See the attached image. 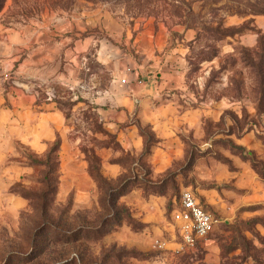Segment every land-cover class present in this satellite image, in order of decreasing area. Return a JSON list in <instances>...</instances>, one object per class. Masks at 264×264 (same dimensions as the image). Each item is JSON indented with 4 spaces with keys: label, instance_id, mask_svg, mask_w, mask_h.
Instances as JSON below:
<instances>
[{
    "label": "rangeland",
    "instance_id": "obj_1",
    "mask_svg": "<svg viewBox=\"0 0 264 264\" xmlns=\"http://www.w3.org/2000/svg\"><path fill=\"white\" fill-rule=\"evenodd\" d=\"M41 2L6 0V21L18 23ZM43 3L107 5L126 18L196 28L189 78L202 77L203 95L218 104L183 129L171 161L158 163L149 127L141 151H123L88 110L72 114L66 98L60 107L84 168L64 161L59 133L28 140L21 115L0 94V264H264V29L255 22L264 17V0ZM244 33H252L253 45L240 43ZM104 156L120 164L116 177L101 170ZM186 189L218 219L193 247L179 245L172 216Z\"/></svg>",
    "mask_w": 264,
    "mask_h": 264
},
{
    "label": "crops",
    "instance_id": "obj_2",
    "mask_svg": "<svg viewBox=\"0 0 264 264\" xmlns=\"http://www.w3.org/2000/svg\"><path fill=\"white\" fill-rule=\"evenodd\" d=\"M40 2L16 24L6 21L8 3L0 11V94L21 115L27 139L59 133L64 161L86 167L60 107L67 98L72 114L88 110L123 151H141L142 129L149 127L156 139L152 161H171L183 129L218 104L203 95L202 77L189 78L199 31L154 16L126 18L107 5L69 9ZM255 22L264 29V17ZM253 40L252 33L240 36L245 46ZM101 170L116 177L120 164L104 156Z\"/></svg>",
    "mask_w": 264,
    "mask_h": 264
},
{
    "label": "built area",
    "instance_id": "obj_3",
    "mask_svg": "<svg viewBox=\"0 0 264 264\" xmlns=\"http://www.w3.org/2000/svg\"><path fill=\"white\" fill-rule=\"evenodd\" d=\"M172 216L178 228L181 247H193L209 237L218 223L216 216L190 189L181 192Z\"/></svg>",
    "mask_w": 264,
    "mask_h": 264
},
{
    "label": "trees",
    "instance_id": "obj_4",
    "mask_svg": "<svg viewBox=\"0 0 264 264\" xmlns=\"http://www.w3.org/2000/svg\"><path fill=\"white\" fill-rule=\"evenodd\" d=\"M5 2H6V0H0V11L2 10V8H3L4 4H5ZM52 2L55 3L56 0H55V1L52 0ZM122 192H123V191H122ZM120 194L122 195L123 193H120Z\"/></svg>",
    "mask_w": 264,
    "mask_h": 264
}]
</instances>
